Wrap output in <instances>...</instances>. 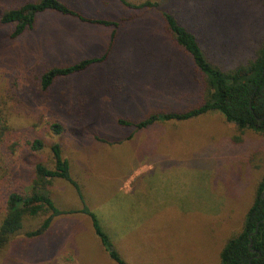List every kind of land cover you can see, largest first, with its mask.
I'll use <instances>...</instances> for the list:
<instances>
[{
	"label": "rangeland",
	"instance_id": "1",
	"mask_svg": "<svg viewBox=\"0 0 264 264\" xmlns=\"http://www.w3.org/2000/svg\"><path fill=\"white\" fill-rule=\"evenodd\" d=\"M34 1L0 0V16ZM59 1L86 17L115 21L117 36L105 61L43 91L41 75L102 56L114 28L42 12L31 29L10 39L12 27L0 23V120L9 128L4 147L0 135V219L7 191L27 193L35 164L51 166L54 144L79 188L52 182L47 190L62 213L35 239L27 232L45 217H26L0 251V264H114L84 207L128 264H219L264 175V138L240 132L217 112L144 129L117 121L185 112L202 101L200 74L167 33L162 11L173 12L206 57L227 69L264 36L261 1L150 0L159 7L142 10L117 0ZM36 139L39 152L32 150ZM9 164L6 180L2 169Z\"/></svg>",
	"mask_w": 264,
	"mask_h": 264
},
{
	"label": "trees",
	"instance_id": "2",
	"mask_svg": "<svg viewBox=\"0 0 264 264\" xmlns=\"http://www.w3.org/2000/svg\"><path fill=\"white\" fill-rule=\"evenodd\" d=\"M117 1L123 7L133 10L157 9L160 5L156 1L150 0H137L141 2L139 5L131 4L127 0ZM260 1L264 8V0ZM42 12H53L84 23L114 28L102 56L83 59L62 68H52L41 75L39 79L43 91L48 90L58 79L82 72L90 65L101 63L108 58L117 36L119 24L109 19L86 17L59 0L24 2L16 8L4 11L0 16V23L12 27L9 38L14 39L24 31L31 29L37 14ZM161 15L165 21L167 33L200 74L202 101L185 112L151 113L137 122L119 120L117 121L118 125L144 129L157 123L186 122L208 113L217 112L223 116L226 123L232 124L240 132L250 130L264 138V36L257 41L253 51L242 62L223 69L206 57L197 38L173 12L162 11ZM52 128L55 134L59 133L58 125ZM8 130L5 119L3 122L0 120L3 147L5 133ZM8 147L6 148L8 149ZM32 150H37V152L42 150V143L38 139L32 142ZM3 153L7 157L4 148ZM51 153V166L42 163L35 164L32 170L31 186L27 193L7 191L2 201L4 206L0 219V251L4 250L21 231L26 217L34 219L45 217L35 230L27 232V237L35 239L44 235L50 228L53 219L62 213L55 207L47 190L52 182L63 180L71 183L79 193L78 185L70 179V164L63 157L60 145L54 144L51 147ZM9 154L10 157L13 155L11 149H9ZM10 161L8 160V162ZM2 170L6 180H9L11 170H13L12 165L9 164ZM263 192L264 175L257 184L255 196L244 215L240 232L229 238L220 250L219 264H264V199L260 196ZM81 213L89 217L94 234L108 259L114 264H128L115 249L114 242L101 226L97 216L86 207L81 210ZM250 241L252 242L251 247L249 246Z\"/></svg>",
	"mask_w": 264,
	"mask_h": 264
},
{
	"label": "water",
	"instance_id": "3",
	"mask_svg": "<svg viewBox=\"0 0 264 264\" xmlns=\"http://www.w3.org/2000/svg\"><path fill=\"white\" fill-rule=\"evenodd\" d=\"M261 198H263L264 199V192L263 193H261ZM250 247L252 246V242L250 241V245H249ZM251 252H253V251H251Z\"/></svg>",
	"mask_w": 264,
	"mask_h": 264
}]
</instances>
